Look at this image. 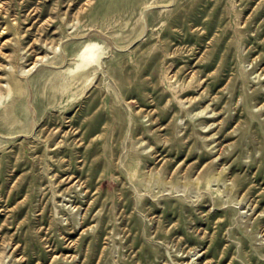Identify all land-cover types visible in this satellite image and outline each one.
I'll return each mask as SVG.
<instances>
[{
    "label": "rangeland",
    "instance_id": "1",
    "mask_svg": "<svg viewBox=\"0 0 264 264\" xmlns=\"http://www.w3.org/2000/svg\"><path fill=\"white\" fill-rule=\"evenodd\" d=\"M14 78L0 264H264V0H0Z\"/></svg>",
    "mask_w": 264,
    "mask_h": 264
},
{
    "label": "bare ground",
    "instance_id": "2",
    "mask_svg": "<svg viewBox=\"0 0 264 264\" xmlns=\"http://www.w3.org/2000/svg\"><path fill=\"white\" fill-rule=\"evenodd\" d=\"M103 57H104L103 44L96 40L87 41L76 53V58L73 64L69 65L66 68L65 78L70 77L72 84H76L82 79L89 78L93 74V70H95L96 67L99 66V64H101ZM21 90H22V84L16 78H14L13 81L7 86V90L5 92H0V102L3 99L6 100L8 97ZM193 98L195 99V97H191V98L189 97L188 100L191 102ZM184 100L185 99L183 98L179 99L180 102L186 103L187 100L186 101Z\"/></svg>",
    "mask_w": 264,
    "mask_h": 264
}]
</instances>
